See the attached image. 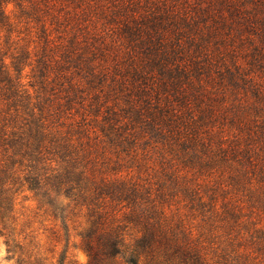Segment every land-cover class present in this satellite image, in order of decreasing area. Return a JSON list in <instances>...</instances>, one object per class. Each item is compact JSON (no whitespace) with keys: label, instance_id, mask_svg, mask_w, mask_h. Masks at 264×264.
I'll return each mask as SVG.
<instances>
[{"label":"trees","instance_id":"trees-1","mask_svg":"<svg viewBox=\"0 0 264 264\" xmlns=\"http://www.w3.org/2000/svg\"><path fill=\"white\" fill-rule=\"evenodd\" d=\"M27 191L89 264H264V0H0L12 256Z\"/></svg>","mask_w":264,"mask_h":264},{"label":"rangeland","instance_id":"rangeland-1","mask_svg":"<svg viewBox=\"0 0 264 264\" xmlns=\"http://www.w3.org/2000/svg\"><path fill=\"white\" fill-rule=\"evenodd\" d=\"M8 15L16 21L15 6L8 4L6 7ZM29 70L27 69V72ZM82 112V111H81ZM91 120V119H89ZM92 125L94 122L90 121ZM213 185H215L213 183ZM216 187V186H215ZM226 188H220L218 194L221 195ZM234 199L245 200L246 196L242 193H230ZM219 206L222 204L220 196ZM247 206V201L245 202ZM16 222L14 233L16 238L23 243V250L12 256L8 253L5 238H0V264H89V257L85 252L80 237L76 236L80 231V216L70 221L72 236L70 242L64 236V229L61 221H54L50 216L38 209L37 202L31 192H25L18 196L16 201ZM245 220L250 222L252 232L262 230L264 232V212L259 210H244ZM196 228L200 225H207L197 218L192 221ZM215 235H219L221 242L227 243V230L223 224L217 223ZM261 235L260 232L257 233ZM229 237V235H228ZM264 260V254H260ZM39 259L37 262L36 259ZM103 264H126L122 258H115L105 261ZM141 264H144L141 262Z\"/></svg>","mask_w":264,"mask_h":264}]
</instances>
